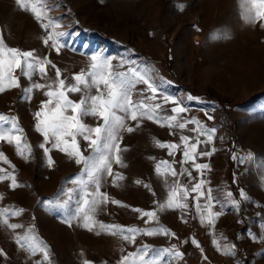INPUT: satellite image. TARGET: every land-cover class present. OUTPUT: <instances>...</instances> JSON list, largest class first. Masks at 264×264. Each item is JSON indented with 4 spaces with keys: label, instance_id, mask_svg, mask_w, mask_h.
<instances>
[{
    "label": "rangeland",
    "instance_id": "rangeland-1",
    "mask_svg": "<svg viewBox=\"0 0 264 264\" xmlns=\"http://www.w3.org/2000/svg\"><path fill=\"white\" fill-rule=\"evenodd\" d=\"M46 3L47 13L38 20L30 6L26 9L17 0H0V36L8 46L35 50L37 55L47 56L53 65L64 70L81 65L88 68L90 57L101 53L111 59L119 72L135 67L157 85L173 82L189 92L211 96L222 102L233 117L237 140L230 143L233 156L229 170L231 183L237 188L234 200L239 201V207H230L224 222L217 223L214 232L212 226L205 232L196 229L194 236L199 246L191 240L174 242L182 256L174 255L172 261L164 258L162 264H264V239H261L264 237V18L246 22L240 0H46ZM48 17L59 21L61 27L57 31L67 33L59 42L64 45L59 51L51 47V41L48 45L44 43L52 30L42 27L48 24ZM14 76H19V72L15 70ZM47 76L48 79L40 76L38 82L46 84L48 71ZM22 81L20 78L22 87L32 83ZM136 88V95L141 97V90L147 89V85L138 83ZM36 92L34 89L30 99L22 98L20 87L0 92V114L16 117L23 133L13 135H22L23 141L31 145L30 155L25 150L28 155L25 159L17 154L15 141H0V152L10 161L9 164L0 158V169L4 170L0 175L12 172L14 165L15 178L21 185L10 187V178L0 181L3 194L0 208L14 206L24 210L22 216L38 217L18 221V215H8L9 223L22 225L17 229L0 223L3 250L0 263L4 253L19 252L16 237L18 233H27L30 227L34 226L37 238L47 246L51 239L47 231L54 237L63 236L62 226L53 216L45 214L46 207H55V202L49 205L39 201L44 195L62 194L64 186L56 182L62 172L59 165L39 147L44 138L32 124L33 115L26 107L35 103ZM249 152L254 154V160L240 162L233 158L246 157ZM48 156L54 162L51 166ZM241 190L249 199L241 198ZM34 197L39 202L28 203ZM16 198L24 203L17 205ZM178 229L185 233V224ZM214 237L221 250L213 243ZM61 244L65 242L62 240ZM225 244L235 245L234 255L224 254Z\"/></svg>",
    "mask_w": 264,
    "mask_h": 264
},
{
    "label": "snow or ice",
    "instance_id": "snow-or-ice-1",
    "mask_svg": "<svg viewBox=\"0 0 264 264\" xmlns=\"http://www.w3.org/2000/svg\"><path fill=\"white\" fill-rule=\"evenodd\" d=\"M103 2V0H101ZM17 3L26 9L29 8L36 17L40 20L44 15H46L48 6L46 0H17ZM241 7L243 9V16L246 22L252 23L257 18H264V0H240ZM42 27L48 29L51 27V31L48 32L47 37L44 39L46 45L51 41V47L59 51L63 44H59L62 37L66 36L67 33L63 31H57L61 25L59 21L53 17H48V24H42ZM59 44V46H58ZM91 63L88 69H81L79 74H74L73 83H66L65 79H61V73L58 68H56V78L47 84H41L38 82H32L27 87H22L19 83L21 77L27 78L32 81L33 77L39 74L43 79H48L47 76V65H52L53 68L56 66L48 59L47 56L40 57L37 55L35 50L22 51L18 48H13L8 46L2 36H0V92L13 87L21 88V95L23 99H30L31 93L34 89H44L48 90L45 95L49 97L47 101L41 102L40 110L34 113L36 120L35 129L40 132L44 138V143H41L39 147L43 149L45 155L52 149H59L65 152L70 157L75 158L77 164H82L83 167L81 172L77 174L71 183L75 186L73 188L67 189L64 195L68 196L67 200L62 203L55 201L57 207L66 208L72 199V194L79 191L80 197L77 201V207L72 214V216L66 220L70 223L71 218L83 219V226L92 229V227L99 223V227L102 229H107L110 234L120 235L124 240L130 243H135V236L141 232L146 235H156L163 234L167 235L170 230L163 225H158L156 227L140 229L135 226H122V225H106L103 222H97L94 220V213L97 208L104 203H107L109 198L107 193L100 192V187L102 180L105 175L113 177V184H116L118 180L123 179L120 173L113 174L112 163L123 165L122 159L119 155H114V152L120 151L118 148V140L120 139L119 133L122 130H127L129 132L134 129L127 127L126 121L132 120L137 121V126L139 127V121L141 119L147 118L148 120H153L157 123H161L165 126L164 122L168 127H177L179 129H184L187 124L192 123L196 125V129L193 131H198L199 135L207 136V141H200L197 138V142L193 144H188L189 137L181 136V141L185 143L184 150V160H192L197 155L196 148L199 143H207L213 138L215 133V128H207L206 126L200 124L195 119L184 120L180 122L178 119L180 113L187 111L186 107L183 106V101L169 95L163 96V101L165 104L168 102L174 103L176 106L171 108V112L176 115H168L161 118L158 115V110H162L163 105L161 103L155 102L158 99V86L144 73H141L135 67H129L127 72H113L111 59L103 56L101 53H95L90 57ZM19 69V76H14V71ZM138 83H143L147 85L146 91L149 95H144L145 90H141V98L133 99V89ZM103 86V88L101 87ZM95 89L96 94L93 95V90ZM67 93H82L81 99L73 101L69 99ZM188 99H198L189 96ZM93 116L99 121H102L93 127L87 125L83 122L84 116ZM212 119V117H209ZM10 125V127H6ZM13 133H23V129L19 127L16 117H9L4 114H0V141H7L8 143H13L15 141L16 151L18 155H21L25 159L31 153V145L23 141L22 135H13ZM78 137L82 138L84 141L89 142L90 153L86 156L81 151L79 147ZM51 143V148L45 145ZM157 145L160 147H167L170 150L175 149L177 145L168 144L166 142L156 141ZM25 150L27 154H25ZM215 151V149H213ZM211 153L200 151L199 155H210ZM0 158H3L5 162L7 158L4 154L0 152ZM234 159H239L243 162L244 159L249 161L254 160V154L249 152L246 157H233ZM48 163L51 166L54 162L51 157L48 156ZM166 165L167 162L161 161L160 164L156 166L157 174L161 173V165ZM13 171L7 175H0V181L4 179H11L10 187L16 188L21 185L17 182L14 171L15 166L11 165ZM194 167L197 169L207 168V165L195 164ZM0 169V172H3ZM187 173L191 176V173L187 169H183L181 174ZM176 176L177 173L173 170L171 173ZM86 177V179H85ZM139 183V181H137ZM204 181L195 184L192 187V191L200 192ZM92 186V190L88 191L89 187ZM177 186H172L171 191L167 197L165 203H160L158 205L160 210L165 208H186V203H181V199H186L187 192L185 191L183 197H177ZM187 188L188 186H182ZM227 196L232 197V193L228 192ZM240 196L242 199H249L243 190L240 191ZM0 199H3V194H0ZM197 200L199 197L196 198ZM214 197L211 195V189H208L207 203L201 208L200 204L197 203L196 210L201 216V222H204V211L208 210L209 222H213L214 217L218 216L219 213H212L210 209L212 208V201ZM112 203L121 204L120 201L112 200ZM49 205L54 203L53 200H48L46 202ZM235 207H239V201H232ZM10 208L12 209L10 211ZM10 208H0V223L11 229H17L22 227V225L9 223L7 220L8 215H19L24 210L15 209L14 206ZM133 211L140 212L142 216H146L149 220L157 219L155 211H143L141 209H133ZM33 227H30L28 232L22 236L16 237V243L22 248L30 251L33 255L37 252L43 254V260L51 264L50 252L46 242L42 239H38L33 231ZM174 235V233H171ZM221 238H223L221 234ZM255 240L257 237L252 236ZM264 239V237H261ZM194 243H197L193 239ZM213 243L217 246L218 250L220 245L217 239L214 237ZM175 246L171 249H162L160 251H155L150 245H142L136 249L135 252L128 253V255L123 256L118 264H162L163 257L165 255H175L176 257L182 256L178 250H175ZM235 245L225 244L223 246L224 254L234 255ZM149 253H153L151 257L148 256ZM0 254H3V250L0 249ZM37 264H42L41 261H37ZM84 264H91L90 261L85 260Z\"/></svg>",
    "mask_w": 264,
    "mask_h": 264
},
{
    "label": "crops",
    "instance_id": "crops-1",
    "mask_svg": "<svg viewBox=\"0 0 264 264\" xmlns=\"http://www.w3.org/2000/svg\"><path fill=\"white\" fill-rule=\"evenodd\" d=\"M20 49V48H18ZM21 50V49H20ZM44 52V50H43ZM46 52V50H45ZM56 67H46L49 73V80L47 83L55 80L56 78V68L60 70L61 79H65L66 83H73L74 74H79L81 69H88L85 65L76 66L72 69L65 70L59 65ZM111 71L119 72L118 68L112 65ZM18 74L19 69H16ZM40 75L37 74L33 77L32 82H38ZM29 81L27 78L21 81ZM23 82V81H22ZM39 83V82H38ZM46 83V84H47ZM156 84V83H155ZM166 86H158V99L155 101L163 105L162 110H158V115L163 118L168 115H176L172 113L171 108L176 105L172 102L167 104L163 101L164 95H169L183 101V106L186 107L187 111L180 113L178 119L180 122L184 120L195 119L200 124L206 126L207 128H215L211 117L208 113H204L195 109L187 103L188 97H195L199 99H214L211 96L196 94L194 92H189L179 87L178 85H173V82L169 84L166 82ZM103 88V86H101ZM136 85L133 89V99H140L139 95H136ZM35 103L26 104L28 112L33 115L32 124L35 125L36 120L34 113L40 110L41 102L47 101L49 97L45 95L48 90L35 89ZM146 93L144 95H149V93L144 89ZM93 95L96 94L95 89L93 90ZM69 99L73 101H79L81 99L82 93H67ZM216 100V99H214ZM31 104V105H30ZM83 122L90 126H97L99 121L93 116H84ZM165 126L161 123H157L153 120H148L147 118L141 119L139 121V127L137 126V121L127 120V127H131L134 130L129 132L127 130H122L119 133L120 139L118 140V148L120 151L114 152V155H119L122 159L123 165L112 163V172L120 173L123 179L117 181L113 184V177L105 175L100 192L107 193L109 198L107 203L101 204L96 212L94 213V220L97 222H103L106 225H122V226H135L140 229L156 227L158 225H163L170 230L167 235L156 234V235H146L143 232L135 236V243H130L124 240L120 235L110 234L107 229H102L99 227V223H96L91 230L83 226V219L71 218L70 223L66 222L77 207V201L79 200V191L72 194V199L70 204L66 207H46V212L48 215L53 216L55 222L60 224L63 228V236L54 237L49 231L44 233L47 236H51L50 245L48 249L50 252L51 264H84V261H90L91 264H118L123 256L128 255V253L135 252L137 248L142 245H150L155 251H160L162 249H171L174 242H193L196 239V229L198 232H205L207 227L212 226L213 232L215 231V225L217 223H223L225 216L228 213L230 207L234 206L232 201L237 199L234 195V191L237 189L230 180V170L229 163L232 160V150L230 148V143H226L219 139L217 136V131L213 134L211 141L207 143L197 144L196 153L194 159L185 161L184 160V150L185 143L181 141V136L189 137L188 144H193L197 142V138L200 141H207V136L199 135L198 131H193L196 129V125L189 123L184 129H179L177 127H168L166 122ZM79 147L84 155H88L91 151L89 148V142L84 141L82 138L78 137ZM166 142L168 144H175L177 147L170 150L167 147H160L157 145L156 141ZM51 148V143L45 145ZM215 149V151H213ZM205 151L211 153L210 155H199L200 151ZM53 156V161L59 165V169L62 172L58 175L59 178L56 179L57 184H61L62 194L56 195L48 194L41 196L39 201L47 202L48 200H53L63 202L68 199L67 195L64 193L69 188L75 187L71 180L81 172L83 167L82 164H77L75 158L70 157L65 152L59 149H52L49 152ZM161 161L167 162L166 165H161V173L157 174L156 166L160 164ZM195 164L207 165V168L197 169L194 167ZM183 169H187L191 173V176L187 173L181 174ZM177 173L173 176L172 171ZM86 179V177H85ZM139 181V183H137ZM204 181L200 192L192 191V187L195 184ZM177 186V197H183L185 191L187 192L186 199H181V203H186V208H165L160 210L158 205L160 203H165L172 186ZM188 186L186 189L182 186ZM208 189H211V195L214 197L212 201V208L210 211L212 213H219L218 216L214 217L213 222H209L208 210L204 211V222H201V216L197 213L196 205L200 204L201 208L207 203ZM92 190V186L89 187L88 191ZM231 192L232 197L229 198L227 193ZM199 197L197 200L196 198ZM17 199V198H16ZM120 201L121 204L112 203V200ZM36 197L29 198L28 203H38ZM17 205H21L20 199L16 200ZM73 210H71V208ZM75 207V209H74ZM53 211H52V210ZM133 209H141L145 212L155 211L157 219L149 220L146 216H142L140 212L133 211ZM43 214V213H42ZM31 216L33 218H38L34 214H25L22 216L21 213L17 216V220H28ZM185 224V233H182L178 229L179 225ZM43 230V229H42ZM171 233H174L172 235ZM18 236H22L18 233ZM194 236V238H193ZM62 240L65 242L64 245L61 244ZM175 250H179L175 247ZM153 253H149L148 256L151 257ZM167 260L172 261L174 255H165L163 257ZM59 259V261H58ZM62 260V261H60ZM37 261H41L42 264H48L47 261L43 260V254L37 252L33 255L26 248H22L19 245V252L15 255L5 254L1 257L0 264H37Z\"/></svg>",
    "mask_w": 264,
    "mask_h": 264
},
{
    "label": "built area",
    "instance_id": "built-area-1",
    "mask_svg": "<svg viewBox=\"0 0 264 264\" xmlns=\"http://www.w3.org/2000/svg\"><path fill=\"white\" fill-rule=\"evenodd\" d=\"M189 105L208 113L212 117L215 124L217 136L226 143H234L237 140V132L233 117L228 108L222 103L214 99H190L187 101Z\"/></svg>",
    "mask_w": 264,
    "mask_h": 264
}]
</instances>
